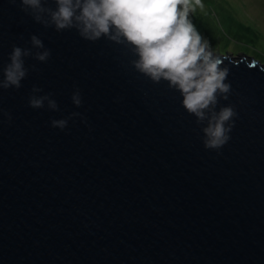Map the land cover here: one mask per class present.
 Here are the masks:
<instances>
[{
    "label": "water",
    "instance_id": "obj_1",
    "mask_svg": "<svg viewBox=\"0 0 264 264\" xmlns=\"http://www.w3.org/2000/svg\"><path fill=\"white\" fill-rule=\"evenodd\" d=\"M33 34L51 56L26 57L22 87L0 89V264H264L260 61L221 54L231 91L217 110L237 116L217 151L180 93L138 73L127 48L45 28L19 0H0V69ZM34 85L59 110L32 108Z\"/></svg>",
    "mask_w": 264,
    "mask_h": 264
},
{
    "label": "clouds",
    "instance_id": "obj_2",
    "mask_svg": "<svg viewBox=\"0 0 264 264\" xmlns=\"http://www.w3.org/2000/svg\"><path fill=\"white\" fill-rule=\"evenodd\" d=\"M16 3L17 0H12ZM22 10L45 28L57 32L76 29L89 41L106 38L127 48L134 59V69L154 83L166 81L169 88L178 91L182 106L202 125L205 148L219 150L231 138L234 117L233 105L219 107L220 99H228L231 83L227 82L230 68L189 18L202 0H19ZM31 48L13 46L9 62L3 66L0 89L22 87L28 75L25 58L34 57L46 62L51 50L40 37L31 36ZM35 49V51H34ZM36 70V65H32ZM33 86L29 105L34 109L47 107L59 110L52 93ZM73 103L82 105L77 88L72 94ZM73 112L67 118L53 119L52 126L64 130L69 119L80 116ZM11 119V117H9Z\"/></svg>",
    "mask_w": 264,
    "mask_h": 264
},
{
    "label": "rangeland",
    "instance_id": "obj_3",
    "mask_svg": "<svg viewBox=\"0 0 264 264\" xmlns=\"http://www.w3.org/2000/svg\"><path fill=\"white\" fill-rule=\"evenodd\" d=\"M202 5L189 18L219 54L264 65V0H202Z\"/></svg>",
    "mask_w": 264,
    "mask_h": 264
}]
</instances>
